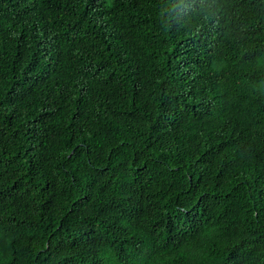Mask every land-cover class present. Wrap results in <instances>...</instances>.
Wrapping results in <instances>:
<instances>
[{
  "label": "trees",
  "instance_id": "obj_1",
  "mask_svg": "<svg viewBox=\"0 0 264 264\" xmlns=\"http://www.w3.org/2000/svg\"><path fill=\"white\" fill-rule=\"evenodd\" d=\"M0 264H264V0H0Z\"/></svg>",
  "mask_w": 264,
  "mask_h": 264
}]
</instances>
